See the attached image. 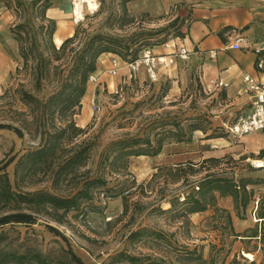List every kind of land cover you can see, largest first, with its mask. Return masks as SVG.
<instances>
[{
	"label": "rangeland",
	"instance_id": "rangeland-1",
	"mask_svg": "<svg viewBox=\"0 0 264 264\" xmlns=\"http://www.w3.org/2000/svg\"><path fill=\"white\" fill-rule=\"evenodd\" d=\"M50 1L52 5L55 3V0ZM10 2L8 6L7 0H0V94L9 91L4 99H0V122H10L11 98L14 108L26 109L15 89L23 83L32 90L31 76L24 70L17 72L18 66L23 67V60L11 28L16 23L28 21L33 34L36 32L37 45L48 52V44L41 40L39 33L44 22L42 6L46 2ZM142 3L151 12L161 6L160 0H144L139 4ZM120 9L121 0H103L100 11L90 15L83 24L76 25L71 20L73 33L83 28L91 33L120 36L136 32L143 35L141 42H148L147 38L152 36L150 42L165 43L178 37L182 21L184 25L190 24V16L184 14L181 17L180 5L174 4L162 15H147L146 12L132 15L129 11L135 22L120 28L112 14L119 13ZM163 27L166 29L156 34V30ZM55 42L61 46L59 37ZM80 44L76 41L70 46ZM121 66L117 75L112 76L109 72L105 75L108 82L89 80L91 86H96L94 96L89 100V88L82 100L81 112L75 116L79 126L91 125L89 132L76 141L89 137L97 141L93 156L81 169L82 173L88 169L96 173L101 169L105 164L102 154L110 141L128 131L136 132L144 122L158 124L159 121L177 120L186 131L191 124H201L208 129L207 132L195 131L193 142L186 147L167 143L162 151L163 157L132 156L128 170L106 173L107 186L96 189L91 200H85L78 210L67 213L63 223L51 216L39 215L32 225L0 227V234L5 233V242L12 241L16 246L35 244L47 251L60 245L67 246L64 238H68L72 249L86 264H250L253 260L255 264H264V236L263 239L250 237L255 232L264 234V225L260 227L254 216L256 207L264 198V167H256L253 162L255 159L264 161V157L261 158L264 156V132L250 134L248 136L252 139H247V136L236 137L228 133L224 127V123L246 110V103H235L225 89L203 80L199 64L190 59L187 62L179 60L177 66L159 70L156 78H151L143 68L130 79L123 61ZM54 75L52 68L51 80L44 90L46 95L54 89ZM164 92L167 95L159 99ZM139 100L147 102L134 108V103ZM91 113L90 121L80 125ZM207 134L215 137L208 139ZM40 144V135L24 130L23 136H19L11 129H0V166L14 158L6 168L13 183L17 159ZM190 161L195 163L194 167ZM209 173L251 182L247 185L248 204L245 209L241 207L239 213L233 197H218L217 200L219 207L232 214L234 230L240 236L233 234L225 212H216L214 207L183 215L185 196L197 191L195 186L200 185ZM33 187L49 189L50 182L43 180ZM51 228L59 230L61 235H55ZM136 230L143 232L131 238V232ZM121 251L138 256L139 261H117L115 256ZM249 251L254 254V259L244 254Z\"/></svg>",
	"mask_w": 264,
	"mask_h": 264
},
{
	"label": "trees",
	"instance_id": "trees-1",
	"mask_svg": "<svg viewBox=\"0 0 264 264\" xmlns=\"http://www.w3.org/2000/svg\"><path fill=\"white\" fill-rule=\"evenodd\" d=\"M8 6L11 5L10 0ZM19 1V0H17ZM40 2L41 0H37ZM133 0H121L119 13H112L113 19L119 22V27H125L135 22L131 16L128 3ZM41 17L44 21L40 26L41 40L48 44V52L37 45L36 32H32L28 21L16 23L12 28L14 39L17 41L23 67H17V72L24 70L31 76L32 90L21 84L15 89L25 110L14 108L11 98L10 122H0V129L7 128L23 136V131L40 135L41 144L35 149L23 153L16 161L14 168V183L10 179L7 164L0 166V227L8 224H34L39 215H48L63 223L64 216L73 210H78L85 200L93 198L96 189L106 187L108 179L106 173L128 170L132 156H158L167 143H192L195 131L207 132L201 124H191L186 131L180 121L156 124L144 122L136 132L128 131L123 136L110 141L102 154L104 166L96 173L88 169L85 173L81 169L89 163L96 148L97 141L92 137L77 142V138L89 132L91 125L79 126L75 116L81 112L82 100L87 93L90 76L98 69V61L104 53H114L124 60L131 62L148 47L161 44L164 41L141 42L142 34L133 32L129 36L95 32L87 29H76L72 36L64 39L58 47L55 42L57 30L56 20L48 15L52 6L50 0H44ZM147 15L149 13L146 12ZM184 22L179 27L178 37L185 35ZM166 29L163 27L156 30ZM76 41L79 46H70ZM40 46V47H39ZM147 46V47H146ZM59 62L58 64H54ZM55 71L53 91L46 95L44 90L51 80V69ZM225 93V91H224ZM9 91L0 94L4 99ZM167 92L159 95L162 99ZM139 100L134 108L146 103ZM147 120V119H146ZM130 123V122H128ZM127 124V123H126ZM123 124V125H126ZM122 125V127H123ZM171 126V128H168ZM208 139L214 138L207 134ZM264 156H261L263 158ZM191 167L194 162L190 161ZM108 168V169H107ZM109 170L108 172H106ZM195 172L198 171L194 170ZM41 175L39 178H37ZM50 182V188H34L40 181ZM246 180L236 181L227 176L207 174L197 191L185 196V216L204 212L214 207L216 212H225V218L235 236L232 214L218 205V197L231 196L237 212L248 204ZM29 188H25V187ZM174 201H172L173 203ZM239 215V214H238ZM256 223L264 225V198L256 207L254 213ZM55 235L60 231L51 228ZM143 230L131 232L130 237L140 235ZM264 234L255 232L250 237H260ZM67 246L60 245L47 251L39 249L35 244L16 246L13 242H5V233L0 234V264H86L82 257L71 247L70 239L64 238ZM251 252V251H249ZM115 258L128 260L132 263L139 261V257L121 251ZM253 260L250 264H255Z\"/></svg>",
	"mask_w": 264,
	"mask_h": 264
},
{
	"label": "crops",
	"instance_id": "crops-1",
	"mask_svg": "<svg viewBox=\"0 0 264 264\" xmlns=\"http://www.w3.org/2000/svg\"><path fill=\"white\" fill-rule=\"evenodd\" d=\"M141 1L144 0L129 2L128 8L132 15L142 12L162 15L171 5H180L181 17L184 14L190 16V24L184 25L185 35L182 37L191 50L190 61L199 64L202 79L207 83L216 85L220 80L224 82L225 85L221 88L235 99V103L245 102L247 111L253 94L249 91L246 76L250 75L264 83V69L258 66L260 58L264 57V51L257 53L255 50L264 47V0H160L161 6L156 12L149 11L144 3L139 4ZM71 10L70 0H55L48 11V15L57 23L55 41L57 37L61 39L58 44H62L64 39L73 35L74 29L70 24ZM238 35L245 36L246 43L244 48L235 50L232 49L231 44ZM152 49L155 53L168 52L163 44L156 45ZM115 56L116 54L110 52L100 56L98 69L95 72L97 81L108 82V77L105 75L109 71L104 70L112 66ZM122 61L126 62L123 59ZM89 88L91 89L89 100H91L96 86L89 84L86 96ZM92 115L93 113L83 121L81 115L80 125L87 124ZM260 133L262 132L255 134ZM246 136L247 139H252ZM173 144L186 147L190 143ZM159 155L163 157L162 152ZM262 171L264 174V168Z\"/></svg>",
	"mask_w": 264,
	"mask_h": 264
},
{
	"label": "built area",
	"instance_id": "built-area-1",
	"mask_svg": "<svg viewBox=\"0 0 264 264\" xmlns=\"http://www.w3.org/2000/svg\"><path fill=\"white\" fill-rule=\"evenodd\" d=\"M72 21L76 25L83 24L90 15H95L101 9L103 0H70ZM246 37L238 35L231 44L232 49L238 50L245 47ZM163 45L168 49L165 53H155L152 47L145 48L134 61L125 64L129 68V77L135 78L144 68L151 78H156L159 70L177 66L178 61L187 62L191 55V50L185 44L183 38H173ZM257 53L264 51V47L256 48ZM121 57L116 55L112 60L109 73L117 75L121 70ZM260 69H264V57L258 62ZM92 82L97 81V76H90ZM246 81L249 83V91L253 97L248 110L242 112L234 120L224 123L226 131L236 137H243L264 131V83L257 81L252 76L247 75ZM224 82H216V86L222 87ZM257 220V219H256Z\"/></svg>",
	"mask_w": 264,
	"mask_h": 264
},
{
	"label": "bare ground",
	"instance_id": "bare-ground-1",
	"mask_svg": "<svg viewBox=\"0 0 264 264\" xmlns=\"http://www.w3.org/2000/svg\"><path fill=\"white\" fill-rule=\"evenodd\" d=\"M256 167H264V161L262 159H255L253 160ZM248 258L254 259V254L252 252H245L244 253Z\"/></svg>",
	"mask_w": 264,
	"mask_h": 264
}]
</instances>
